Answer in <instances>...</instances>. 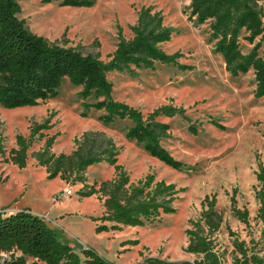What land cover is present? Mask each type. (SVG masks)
<instances>
[{
    "label": "rangeland",
    "instance_id": "rangeland-1",
    "mask_svg": "<svg viewBox=\"0 0 264 264\" xmlns=\"http://www.w3.org/2000/svg\"><path fill=\"white\" fill-rule=\"evenodd\" d=\"M18 2L22 7L18 17L25 19L31 31L103 60H109L116 50L120 29L126 39L133 37L130 27L136 24L142 8L161 12L164 24L173 30L171 40L162 48L170 54L180 52L179 62L189 67L158 62L154 69L114 71L108 78L113 83V98L138 108L145 116L164 104L186 109L188 119L160 118L170 124L171 132L162 140L163 146L186 168L172 169L129 140L126 131L130 121L104 124L99 119L104 111L95 109L83 116L82 87L66 79L55 99L16 109L0 105V137L6 151L0 154V210L9 214L31 209L82 257L83 249L90 248L116 264H135L146 257L193 262L201 260L203 254L186 250L187 230L200 220L204 199L216 195V208L223 221L211 240L219 264H244L253 254L263 256L264 222L256 189L260 188L258 164H264V98L254 95L252 70L239 76L226 70L223 57L214 52L210 22L196 26L189 20L190 0H95L91 7L63 6L59 0ZM240 44L245 53L253 47L243 37ZM48 118L52 127L44 132L47 136L57 134L52 146L55 154H71L77 149L76 140L82 141L85 134L111 139L118 149V164L127 171L131 183L154 174L156 181L183 189L173 203L175 212L161 214L143 226L97 233L95 218L104 213L103 201L98 195L82 197L79 191L84 185L113 179L114 166L101 162L88 167L85 182L59 176L50 179L46 168L32 156L44 147L46 137L29 148L25 168L6 162L10 150L17 147V135L27 137L34 122ZM191 125L196 127V134L191 132ZM234 193L238 207L249 211L248 223L239 220L231 209ZM27 261L45 264L32 257Z\"/></svg>",
    "mask_w": 264,
    "mask_h": 264
},
{
    "label": "trees",
    "instance_id": "trees-1",
    "mask_svg": "<svg viewBox=\"0 0 264 264\" xmlns=\"http://www.w3.org/2000/svg\"><path fill=\"white\" fill-rule=\"evenodd\" d=\"M51 2L52 0H43ZM63 6L91 7L95 0H59ZM189 20L199 26L210 22L211 39L215 41L214 52L221 54L226 70L233 76L254 72L256 98H264V0H190ZM22 7L18 0H0V105L8 109L32 107L59 95L64 80L82 87L83 116L92 110L104 111L99 119L104 124L116 120H128L132 125L126 131L129 140L142 145L152 157L168 167L182 171L186 164L176 159L162 144L171 136L170 124L161 117L182 116L188 119L186 109L164 104L146 116L125 102L113 98V83L108 74L114 71L133 72L134 68L154 69L156 63L188 68L181 64L180 52H165L162 44L172 38V28L164 24L161 12L152 7L142 8L136 24L130 28L131 39L119 31L120 41L109 60L98 55L86 54L79 47L61 45L31 31L25 19L18 14ZM253 45L247 53L241 49V38ZM94 99V102H88ZM216 126L222 127L216 121ZM52 127L50 119L34 122L30 134L17 135V147L12 148L6 162L20 168L27 166L28 150L34 142L46 137L44 147L32 153L40 166L46 168L48 178L85 182L88 167L107 162L115 167L111 180L84 185L79 191L82 197L98 195L103 201L104 213L95 218L96 232L120 230L123 226H143L145 222L161 214L175 212L173 206L177 194L175 184L156 181L154 174L134 184L124 167L118 164V149L111 139H99L89 134L76 140L78 146L71 154H55L52 146L57 134L47 136L44 132ZM192 133H197L194 125ZM0 137V154L5 155ZM257 179L260 188L256 198L260 202L259 214L264 222V164H258ZM201 218L187 230L188 252L203 254L201 260L172 262L160 257H146L135 264H219L212 248L211 235L222 224L217 210V197L207 196L203 201ZM234 215L244 223L249 221V211L239 208L236 193L231 197ZM264 233V230H263ZM22 252V262L32 257L45 264H116L90 248L82 251L83 257L70 244L64 242L58 232L45 218L29 208L0 216V251ZM244 264H264V255H251Z\"/></svg>",
    "mask_w": 264,
    "mask_h": 264
},
{
    "label": "built area",
    "instance_id": "built-area-1",
    "mask_svg": "<svg viewBox=\"0 0 264 264\" xmlns=\"http://www.w3.org/2000/svg\"><path fill=\"white\" fill-rule=\"evenodd\" d=\"M67 194H72V190L68 188L66 190ZM5 215L2 210H0V216ZM0 264H29L28 261L22 262V252L20 251H0Z\"/></svg>",
    "mask_w": 264,
    "mask_h": 264
},
{
    "label": "crops",
    "instance_id": "crops-1",
    "mask_svg": "<svg viewBox=\"0 0 264 264\" xmlns=\"http://www.w3.org/2000/svg\"><path fill=\"white\" fill-rule=\"evenodd\" d=\"M33 212V211H32ZM33 213H35V212H33ZM35 214H37V213H35ZM37 215H39V214H37ZM40 216V215H39ZM42 217V216H41Z\"/></svg>",
    "mask_w": 264,
    "mask_h": 264
}]
</instances>
